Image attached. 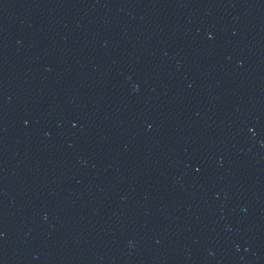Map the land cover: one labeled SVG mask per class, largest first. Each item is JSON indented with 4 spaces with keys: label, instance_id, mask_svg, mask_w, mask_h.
I'll return each mask as SVG.
<instances>
[{
    "label": "water",
    "instance_id": "water-1",
    "mask_svg": "<svg viewBox=\"0 0 264 264\" xmlns=\"http://www.w3.org/2000/svg\"><path fill=\"white\" fill-rule=\"evenodd\" d=\"M0 264H264V0H0Z\"/></svg>",
    "mask_w": 264,
    "mask_h": 264
}]
</instances>
